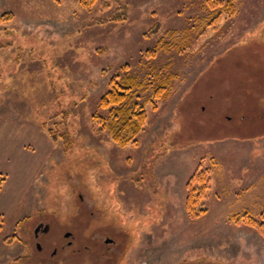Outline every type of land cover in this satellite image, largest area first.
Returning <instances> with one entry per match:
<instances>
[{
    "label": "rangeland",
    "instance_id": "374dc122",
    "mask_svg": "<svg viewBox=\"0 0 264 264\" xmlns=\"http://www.w3.org/2000/svg\"><path fill=\"white\" fill-rule=\"evenodd\" d=\"M229 1L211 24L207 0H0V264H264L261 232L229 221L264 223V0ZM168 32L191 50L147 55ZM122 71L174 77L155 108L140 89L125 147L92 121Z\"/></svg>",
    "mask_w": 264,
    "mask_h": 264
},
{
    "label": "trees",
    "instance_id": "16d2710c",
    "mask_svg": "<svg viewBox=\"0 0 264 264\" xmlns=\"http://www.w3.org/2000/svg\"><path fill=\"white\" fill-rule=\"evenodd\" d=\"M207 2L210 5L208 8L211 15V24L219 19L222 14L233 13L232 3L229 0H207ZM79 3L84 9H90L94 5L95 0H79ZM10 19H12L11 14H5L1 16L0 22L8 23ZM196 29L197 27L190 26L185 32L191 33V31H196ZM168 33L170 34H164V36L158 41V44L151 50H147L146 54L154 56L155 53L171 52L175 49L180 52L191 50L190 46L193 42H191V37L189 38L188 36L190 43L188 39L183 37H186V35H181L182 37L178 35L176 37V32ZM125 68L126 67H124L123 70H125ZM173 78L174 77L171 75L165 77L157 73L153 75V78L143 83L126 71L112 75L108 81L107 91L99 97L97 105L98 110L106 111L107 117L104 118L99 113L92 115V121L97 126V131H106L112 141L120 147L134 144L135 138L145 128L147 117L145 106L142 104L145 102L139 103L138 92L140 89H143L144 92L151 89L152 96L147 98L146 103H149L155 108L157 103L165 99L167 93H169L170 83ZM48 134L53 137L51 131L48 132ZM64 141L67 143L65 138ZM206 173L205 170L201 171L197 176H193L188 182L185 210L190 216V219L203 213L202 211L197 212L195 209L199 199L205 196V192L208 189ZM3 181L4 179L0 177V186ZM240 220L245 223L251 222L254 224L264 237V223L256 225L257 222L249 213H243L242 217L232 216L229 218V221L234 223H239Z\"/></svg>",
    "mask_w": 264,
    "mask_h": 264
},
{
    "label": "flooded vegetation",
    "instance_id": "af4514ba",
    "mask_svg": "<svg viewBox=\"0 0 264 264\" xmlns=\"http://www.w3.org/2000/svg\"><path fill=\"white\" fill-rule=\"evenodd\" d=\"M39 233H44V234L48 233V228H47V227L43 228V226L38 225V226L36 227L35 231H34L33 236H34L35 238H38V237H39ZM69 236H70V234L66 232V233H65V238H68ZM67 245H70V242H67ZM36 247H37V250H38V251H41V250H42L41 243H37V244H36ZM52 251H53V252H52V255L54 256V255L56 254V250L54 249V250H52Z\"/></svg>",
    "mask_w": 264,
    "mask_h": 264
}]
</instances>
